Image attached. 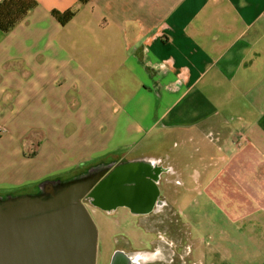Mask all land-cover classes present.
Masks as SVG:
<instances>
[{
    "label": "crops",
    "instance_id": "obj_1",
    "mask_svg": "<svg viewBox=\"0 0 264 264\" xmlns=\"http://www.w3.org/2000/svg\"><path fill=\"white\" fill-rule=\"evenodd\" d=\"M36 2L0 30V124L38 123L50 169L138 147L183 172L175 244L138 264H264V0ZM6 146L9 193L30 169Z\"/></svg>",
    "mask_w": 264,
    "mask_h": 264
},
{
    "label": "flooded vegetation",
    "instance_id": "obj_2",
    "mask_svg": "<svg viewBox=\"0 0 264 264\" xmlns=\"http://www.w3.org/2000/svg\"><path fill=\"white\" fill-rule=\"evenodd\" d=\"M148 169L89 170L87 177L77 181L87 184L78 200L86 207L96 227L95 264H112L118 253L132 255L138 250L153 252L157 248L162 250L166 262L167 252L175 244L174 225L181 223L182 215L172 200L164 196L161 174ZM71 183L73 181L56 189L54 183L46 182L43 191L46 197H52ZM103 230L110 233L107 240L103 239Z\"/></svg>",
    "mask_w": 264,
    "mask_h": 264
},
{
    "label": "water",
    "instance_id": "obj_3",
    "mask_svg": "<svg viewBox=\"0 0 264 264\" xmlns=\"http://www.w3.org/2000/svg\"><path fill=\"white\" fill-rule=\"evenodd\" d=\"M67 185L0 201V264H95L96 227L78 200L87 184Z\"/></svg>",
    "mask_w": 264,
    "mask_h": 264
},
{
    "label": "rangeland",
    "instance_id": "obj_4",
    "mask_svg": "<svg viewBox=\"0 0 264 264\" xmlns=\"http://www.w3.org/2000/svg\"><path fill=\"white\" fill-rule=\"evenodd\" d=\"M33 119V118H32ZM10 126V125H9ZM14 137V139H10ZM51 140H46V135L44 130L38 123L32 122L30 124H21L15 123L14 128L7 127L6 124H0V167L2 166V162L4 158L8 157L5 153L6 143L13 144L16 143L17 153L12 156L14 159H22L26 163V167L29 166V175L24 173V179L27 180L28 183L26 185L12 189L8 192H0V199L8 200L10 198H17L21 196H40L46 197L43 191V184L46 182L54 183V187L58 189L59 186H62L69 182H77L81 179H84L89 174V170H99L107 167H111V169L115 167H121L123 169H133V167H141L142 170H146V168L150 165H159L162 168L166 169L163 174H161V181L163 187L164 196L168 197V199L172 200L170 196H172L173 186H176L178 189L175 193L176 196L181 195L182 189V179L183 172L174 168V173L170 172L167 169H172V164H169L165 158L158 157L156 155H141L140 148H122L115 151H112L103 156H94V157H84L79 161V163L75 166H72L67 171H58L54 169H50L51 165L47 164L48 160L53 157L52 151L53 147L49 148ZM2 150V151H1ZM47 165V166H46ZM48 167L47 169H44ZM101 167V168H100ZM50 169V170H49ZM10 172H3L0 170V174L4 175ZM7 195H11L12 197H7ZM170 195V196H169ZM175 208L181 212L182 205H174ZM103 219V217H102ZM101 219V220H102ZM104 222L107 220L104 218ZM179 225L176 223V226H183L182 220L180 219ZM106 224V223H104ZM103 236L106 237L103 239L107 240L109 238V231L103 230ZM143 252H148L147 250H138L133 252L132 255L127 253L128 256H136L143 255ZM150 253V252H148ZM151 255L143 256L144 259H148Z\"/></svg>",
    "mask_w": 264,
    "mask_h": 264
},
{
    "label": "trees",
    "instance_id": "obj_5",
    "mask_svg": "<svg viewBox=\"0 0 264 264\" xmlns=\"http://www.w3.org/2000/svg\"><path fill=\"white\" fill-rule=\"evenodd\" d=\"M87 3L90 0H78ZM37 5L36 0H1L0 1V30L9 32L24 16ZM52 15L62 24H66L74 15L75 10L59 12L52 10ZM44 182V181H43ZM43 182L41 183L43 185Z\"/></svg>",
    "mask_w": 264,
    "mask_h": 264
},
{
    "label": "bare ground",
    "instance_id": "obj_6",
    "mask_svg": "<svg viewBox=\"0 0 264 264\" xmlns=\"http://www.w3.org/2000/svg\"><path fill=\"white\" fill-rule=\"evenodd\" d=\"M139 255L129 257L125 253H118L114 256L112 264H138Z\"/></svg>",
    "mask_w": 264,
    "mask_h": 264
}]
</instances>
